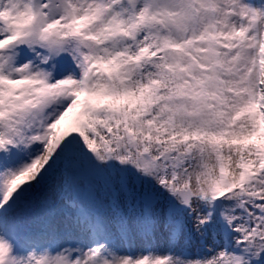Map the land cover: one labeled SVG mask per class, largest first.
Returning <instances> with one entry per match:
<instances>
[{"label":"snow or ice","instance_id":"6c2138e0","mask_svg":"<svg viewBox=\"0 0 264 264\" xmlns=\"http://www.w3.org/2000/svg\"><path fill=\"white\" fill-rule=\"evenodd\" d=\"M0 264H264V0H0Z\"/></svg>","mask_w":264,"mask_h":264}]
</instances>
